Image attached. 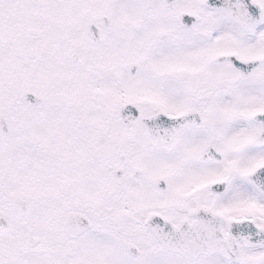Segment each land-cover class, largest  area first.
<instances>
[{
	"label": "snow or ice",
	"instance_id": "1",
	"mask_svg": "<svg viewBox=\"0 0 264 264\" xmlns=\"http://www.w3.org/2000/svg\"><path fill=\"white\" fill-rule=\"evenodd\" d=\"M0 264H264V0H0Z\"/></svg>",
	"mask_w": 264,
	"mask_h": 264
}]
</instances>
